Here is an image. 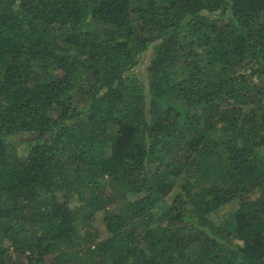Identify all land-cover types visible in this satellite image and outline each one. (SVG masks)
<instances>
[{"label":"trees","instance_id":"1","mask_svg":"<svg viewBox=\"0 0 264 264\" xmlns=\"http://www.w3.org/2000/svg\"><path fill=\"white\" fill-rule=\"evenodd\" d=\"M22 261L264 264V0H0V264Z\"/></svg>","mask_w":264,"mask_h":264},{"label":"rangeland","instance_id":"2","mask_svg":"<svg viewBox=\"0 0 264 264\" xmlns=\"http://www.w3.org/2000/svg\"><path fill=\"white\" fill-rule=\"evenodd\" d=\"M143 58L140 59V63L137 67H135L133 70L130 71L129 73V77H133L136 78L138 80H143L145 79V68L148 64L147 61V57L149 55V51H147L145 54H143ZM41 68H39V72H41ZM49 77H52V75H50ZM43 78V77H42ZM175 194L172 193L166 200V203L169 204L171 198L173 197V195ZM250 197L253 199L256 197L255 193H252L250 195ZM236 203L237 202H232L230 204H227L219 209H217L216 211H214L211 214V219L215 222V223H220L222 222L224 219H226V217H228L232 211L234 210V208L236 207ZM110 209H113L112 207H110ZM80 234L81 235H86L88 234V237H90L91 239L97 237V242L102 241L105 237H106V233H105V229H104V225H103V215L102 212H96L95 213V218L93 220V222H91V227L89 228V230L87 228H82L80 230ZM80 249L83 250V248L80 247ZM54 258L53 255L48 256L45 258L46 262H50L52 261ZM24 260V259H23ZM72 262V261H71ZM87 260H85L84 263H86ZM25 261H22V264H25Z\"/></svg>","mask_w":264,"mask_h":264}]
</instances>
